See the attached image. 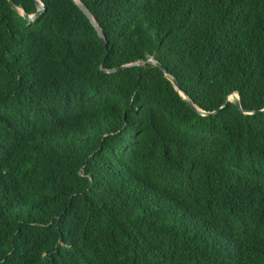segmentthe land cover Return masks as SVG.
Instances as JSON below:
<instances>
[{
    "label": "trees",
    "instance_id": "16d2710c",
    "mask_svg": "<svg viewBox=\"0 0 264 264\" xmlns=\"http://www.w3.org/2000/svg\"><path fill=\"white\" fill-rule=\"evenodd\" d=\"M12 1L0 264H264V0Z\"/></svg>",
    "mask_w": 264,
    "mask_h": 264
},
{
    "label": "water",
    "instance_id": "95a60500",
    "mask_svg": "<svg viewBox=\"0 0 264 264\" xmlns=\"http://www.w3.org/2000/svg\"><path fill=\"white\" fill-rule=\"evenodd\" d=\"M10 1H12V0H10ZM34 1H35L36 6H37V10L33 14H30V15L27 14L20 5H16L21 10L22 15L28 21L35 20L39 16V14L44 10V5H43V3L40 0H34ZM74 2L78 6V8L83 12V14L89 19L90 23L95 28V30H96V32L98 34V37L100 38L103 46L105 47V52L103 54V58H104V56L106 54L107 41H106L105 35H104L103 31H102V28L99 26V24L97 23V21L93 17L92 13L90 12L89 8L85 4H83L79 0H74ZM103 58L101 59V61L99 63V67H100L101 70H103L105 72H113V71L118 70L120 68H123L125 66V65H121V66L116 67V68L105 69L103 67V65H102ZM145 62H151L152 64L162 68L161 65H160V62L157 61L156 59H154L153 56H151V55H146V57L144 59L137 60V61H135V62H133V63H131L129 65H141V64H144ZM163 72H164V75L168 78V80L172 83L174 88L178 90V92L180 93L181 97L184 99V101L186 102V104L189 107H191L192 109H194L195 111H197L198 113H200L202 115L214 114V113H216L218 111V109L214 110V111H204V110H201L200 108H198L193 103V101L189 98V96L184 91H182L180 89V86H179V83H178L177 79L173 75H171L168 72H166L165 70H163ZM228 101L234 103V105L237 106L239 108V110L241 112H243V113H254V112H258V111L264 109V107L262 109H256V110H245V109H243L240 106V99H239V95H238L237 92H232V93L228 94L225 97L221 107H223Z\"/></svg>",
    "mask_w": 264,
    "mask_h": 264
}]
</instances>
